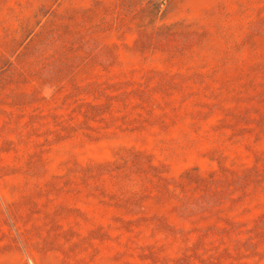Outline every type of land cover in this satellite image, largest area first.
Returning <instances> with one entry per match:
<instances>
[{
	"label": "rangeland",
	"instance_id": "1",
	"mask_svg": "<svg viewBox=\"0 0 264 264\" xmlns=\"http://www.w3.org/2000/svg\"><path fill=\"white\" fill-rule=\"evenodd\" d=\"M0 264H264V0H0Z\"/></svg>",
	"mask_w": 264,
	"mask_h": 264
}]
</instances>
